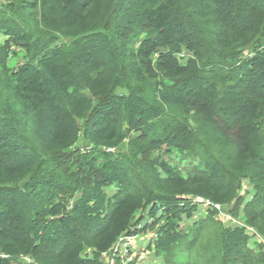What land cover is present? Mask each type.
<instances>
[{"label": "trees", "instance_id": "1", "mask_svg": "<svg viewBox=\"0 0 264 264\" xmlns=\"http://www.w3.org/2000/svg\"><path fill=\"white\" fill-rule=\"evenodd\" d=\"M0 36V264H264V0H1Z\"/></svg>", "mask_w": 264, "mask_h": 264}, {"label": "rangeland", "instance_id": "2", "mask_svg": "<svg viewBox=\"0 0 264 264\" xmlns=\"http://www.w3.org/2000/svg\"><path fill=\"white\" fill-rule=\"evenodd\" d=\"M0 4H1V0H0ZM133 39H134L133 37L126 38V41L132 43ZM3 40H4V38L2 36H0V43ZM23 54H24L23 52H20V54L17 58H10L9 65L15 66V67L19 66L24 60ZM184 55H186V53H184ZM92 147L93 146L91 144H89L83 137H81L78 140V142L76 143V145L70 151L67 152L68 163L69 164L73 163V165L75 166V167H73V171H75L76 168L79 166V163H77L78 160L82 161V159H84L86 161H91V157L85 156L86 155L85 149L92 148ZM126 149H127V141H125L118 149L113 150L112 153L114 155L123 154L126 151ZM81 155H83V156L81 157ZM165 159L170 161V163L173 164V166L180 168L183 172L186 171L187 169H191L195 165V163H197V161H198L197 158L190 156L189 154H181V153H171L170 155H167L165 157ZM69 164H67V165H69ZM95 167H98L97 163L95 164ZM246 188L248 189L247 182L244 183V189L246 190ZM106 191L108 193V197H111L114 194L112 187L108 188ZM243 197L246 198L247 195L244 194ZM199 209H200V211H198V212L203 213V210H201V208H199ZM231 209H233L232 206H230V207L226 206V207L220 208L221 214L218 217H221V219H223V221L226 222V223H224L226 225L227 224H229V225L239 224L238 220H234L230 216L225 215V213ZM198 215H196V216L194 215L193 218L190 219V221L185 220L182 225H191L193 219L198 220V219L202 218V217H199ZM141 216H142V219H146V221H144V223L142 222V224H140L141 227H144L146 224L149 223V219L147 218L149 215L147 214V212H144L143 214L141 213ZM142 235L143 236H141V237H146V239H147V237L150 235V233L144 232V234H142ZM253 241H260V238L258 236H254V237H252L251 242H253ZM152 252H155V250H153ZM147 253H150V252H147ZM133 255L135 256V254H133ZM159 258L164 263V257L161 254L159 255Z\"/></svg>", "mask_w": 264, "mask_h": 264}, {"label": "built area", "instance_id": "3", "mask_svg": "<svg viewBox=\"0 0 264 264\" xmlns=\"http://www.w3.org/2000/svg\"><path fill=\"white\" fill-rule=\"evenodd\" d=\"M192 202L194 204H197L198 208L209 209V210L215 209L221 212L220 210L221 207L219 205L216 204L214 205L208 201H205L200 197L193 198ZM137 228H141V225H138ZM140 237L141 235L139 234H135L133 236L121 235L117 237L112 248L101 254L105 264H117L118 260H119V264H137L138 261L142 259V257H139L137 255L134 256L133 254H135L134 252L135 241L138 240ZM148 237L150 242L149 245L153 244L157 238L156 234L154 233H150Z\"/></svg>", "mask_w": 264, "mask_h": 264}, {"label": "crops", "instance_id": "4", "mask_svg": "<svg viewBox=\"0 0 264 264\" xmlns=\"http://www.w3.org/2000/svg\"><path fill=\"white\" fill-rule=\"evenodd\" d=\"M149 244V237H147V239L146 237H140L135 241V255L142 257L137 264H164L155 252L147 253Z\"/></svg>", "mask_w": 264, "mask_h": 264}]
</instances>
